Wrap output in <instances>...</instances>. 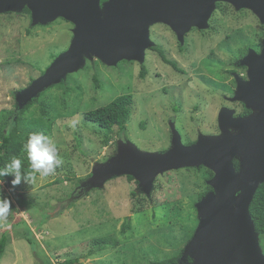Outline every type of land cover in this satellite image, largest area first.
<instances>
[{"label": "rangeland", "instance_id": "1", "mask_svg": "<svg viewBox=\"0 0 264 264\" xmlns=\"http://www.w3.org/2000/svg\"><path fill=\"white\" fill-rule=\"evenodd\" d=\"M25 9L0 13V126L11 127L16 134L25 133L23 120L11 122L15 109L21 110L17 92L68 48L73 29L63 18L32 23ZM149 37L182 72L149 48L143 63L122 60L106 65L98 58H85L82 67L33 98L22 118L41 119L49 126L45 135L56 144L63 163L53 174H37L30 183L22 180L13 186L10 180L0 185V196L7 197L12 207L7 224L0 227V236L7 235L0 264H37L33 250L46 264L89 250L81 264H153L181 248L182 255L192 240L199 225L195 207L199 195L213 191L208 181L214 172L205 166L160 173L148 193L129 175H114L101 186H90L88 180L95 166L106 164L117 153L119 143L128 141L142 152L164 153L172 145V128L185 145L202 136L215 141L237 133L233 126L223 129L219 113L224 108L234 119L247 116L241 115L243 108L257 113L235 98L236 77L246 79L247 66L241 60L248 51L261 52L264 24L249 9L220 1L207 26L193 27L183 43L162 23L150 27ZM141 66L143 78L138 75ZM123 93L132 96L131 114L125 130L114 127L105 145V132L83 114ZM238 156H232L233 168L234 160L238 162L234 176ZM16 195L27 203L18 204ZM97 238H104L103 249L95 243ZM258 244L264 255V235L258 236ZM178 264H195V260L181 256Z\"/></svg>", "mask_w": 264, "mask_h": 264}, {"label": "water", "instance_id": "2", "mask_svg": "<svg viewBox=\"0 0 264 264\" xmlns=\"http://www.w3.org/2000/svg\"><path fill=\"white\" fill-rule=\"evenodd\" d=\"M220 1L249 9L264 24V0H0V13L26 7L32 23L63 18L73 24L68 48L17 92L18 108L82 67L85 58L95 57L106 65L122 60L143 63L144 51L154 46L149 29L155 23L167 25L183 43L193 27L207 26ZM262 43L260 53L250 49L241 60L247 66L246 79L236 77L235 98L257 113L237 119L224 108L219 113L223 129L233 126L237 133L215 141L202 136L185 145L172 128V145L164 153L142 152L128 141L119 143L117 153L106 164L95 166L88 180L90 186H101L114 175H129L148 193L155 177L165 171L202 165L214 172L208 181L213 191L196 203L199 225L181 255L194 258L195 264H264L259 234L249 214L253 195L264 182V39ZM235 155H239V170L234 176Z\"/></svg>", "mask_w": 264, "mask_h": 264}, {"label": "trees", "instance_id": "3", "mask_svg": "<svg viewBox=\"0 0 264 264\" xmlns=\"http://www.w3.org/2000/svg\"><path fill=\"white\" fill-rule=\"evenodd\" d=\"M105 0H100L103 2ZM28 11L27 9H25ZM29 12V11H28ZM154 50L159 54L161 60L170 65L177 72H182L180 68L177 67L176 62L167 59L164 56L163 51L154 47ZM145 74L144 66L140 67L139 77L143 78ZM94 81H96V76H93ZM35 101L32 99L28 104H26L23 109L18 110L17 108L14 111L13 118L11 120L12 124H17L19 121L23 120L25 125V133L16 134L10 127H2L0 126V167L6 162H9L13 156L20 158L22 161V172L27 173L30 171V165L27 159L26 153L23 151V144L27 140V137L32 133H43L44 135L48 133L49 126L46 127V124L41 119H28L22 118L24 112L29 108V106ZM133 99L131 94L123 93L116 97H114L111 101L106 103L105 105L98 106L91 110L86 111L83 116L86 121L96 124L100 129L105 132V136L103 138V142L105 145L109 142V137H111V133L113 132L114 127L117 128L119 132H123L126 128V122L131 114ZM45 110L42 109V112ZM249 110L243 108L241 115H248ZM46 127V128H45ZM234 166L238 168L237 160H234ZM37 175V174H36ZM35 175V177H36ZM128 179H132V177L127 176ZM4 183H8L11 180V176L3 177ZM205 192L200 193L199 198H201ZM15 200L18 204L22 205L23 203H27L21 198L19 195L15 196ZM249 214L253 221L254 228L257 233L261 236L264 235V182L259 184L257 187L253 198L249 204ZM2 224L0 223V227ZM128 225H125L123 229L125 230ZM26 241L31 245L32 240L26 237ZM95 243L98 244L99 249H103L104 246V238L95 239ZM94 243V244H95ZM7 244V235L6 232H3L0 236V258L2 257L5 247ZM97 246V245H96ZM92 251H88L85 255L77 256L75 258L64 259L63 261L58 262V264H81V257H87L91 254ZM182 248L175 255H172L168 258L157 260L153 262V264H178V260L181 256ZM33 256L36 259L37 264H46L43 260L39 259L38 254L33 250ZM52 264V263H48Z\"/></svg>", "mask_w": 264, "mask_h": 264}, {"label": "clouds", "instance_id": "4", "mask_svg": "<svg viewBox=\"0 0 264 264\" xmlns=\"http://www.w3.org/2000/svg\"><path fill=\"white\" fill-rule=\"evenodd\" d=\"M23 151L27 155L30 171L22 172V161L13 156L9 162L0 167V185H3V177L11 176L13 186L21 183L22 180L30 183L36 174L47 177L60 167L63 161L58 158L56 144L43 133H32L23 144ZM12 210L11 202L7 197L0 196V223L7 224L8 216ZM10 227V225H7Z\"/></svg>", "mask_w": 264, "mask_h": 264}, {"label": "flooded vegetation", "instance_id": "5", "mask_svg": "<svg viewBox=\"0 0 264 264\" xmlns=\"http://www.w3.org/2000/svg\"><path fill=\"white\" fill-rule=\"evenodd\" d=\"M154 47H158V46L155 45V46H153V47H150L149 50H151V49L154 50V49H153ZM158 48H159V47H158ZM160 49H161V48H160ZM154 51H156V50H154ZM162 62H163V61H162ZM165 64H166V63H165ZM181 169H182V168H181Z\"/></svg>", "mask_w": 264, "mask_h": 264}]
</instances>
